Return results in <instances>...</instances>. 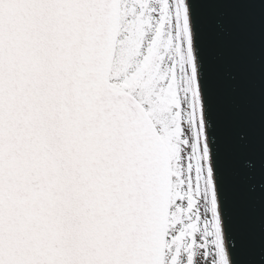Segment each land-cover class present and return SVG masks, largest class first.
<instances>
[{
	"label": "snow or ice",
	"instance_id": "1",
	"mask_svg": "<svg viewBox=\"0 0 264 264\" xmlns=\"http://www.w3.org/2000/svg\"><path fill=\"white\" fill-rule=\"evenodd\" d=\"M193 0H0V264H235Z\"/></svg>",
	"mask_w": 264,
	"mask_h": 264
},
{
	"label": "water",
	"instance_id": "2",
	"mask_svg": "<svg viewBox=\"0 0 264 264\" xmlns=\"http://www.w3.org/2000/svg\"><path fill=\"white\" fill-rule=\"evenodd\" d=\"M209 140L235 264H264V0H193Z\"/></svg>",
	"mask_w": 264,
	"mask_h": 264
}]
</instances>
